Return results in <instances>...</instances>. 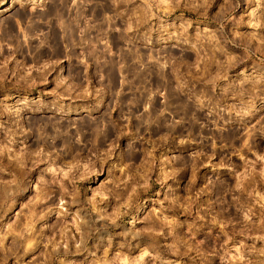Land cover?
<instances>
[{
    "label": "rangeland",
    "instance_id": "obj_1",
    "mask_svg": "<svg viewBox=\"0 0 264 264\" xmlns=\"http://www.w3.org/2000/svg\"><path fill=\"white\" fill-rule=\"evenodd\" d=\"M0 264H264V0H0Z\"/></svg>",
    "mask_w": 264,
    "mask_h": 264
}]
</instances>
